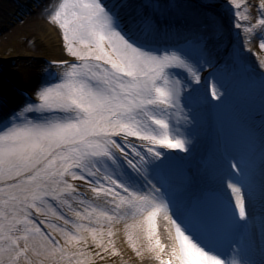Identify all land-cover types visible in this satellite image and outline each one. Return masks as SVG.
Wrapping results in <instances>:
<instances>
[{"label":"snow or ice","instance_id":"6c2138e0","mask_svg":"<svg viewBox=\"0 0 264 264\" xmlns=\"http://www.w3.org/2000/svg\"><path fill=\"white\" fill-rule=\"evenodd\" d=\"M235 16L247 19L242 12ZM52 20L62 30L67 53L79 63L59 64L62 80L38 92L39 104L29 103L0 127V264L21 259L31 264L30 252L52 264H84L81 258L92 254L82 232L91 236L99 249L95 255L103 259L109 252L103 238L107 235L111 244L112 227L121 221L126 230L146 231L147 250L158 264H243L240 248L253 243L245 199L251 202L255 192L245 161L231 155L221 161V183L231 189L233 204L226 191L197 193L191 181L174 183L176 157L159 150L188 154L194 143L190 129L173 120L177 111L181 117L191 115L182 101L194 90L192 79L200 83L204 65L193 60V41L155 52L145 42H134L128 33L135 24H125L103 0H63ZM258 22L264 25V18ZM234 27L252 32L254 26ZM141 31L147 36L156 29ZM258 39L264 49V35ZM180 71L192 79L181 80ZM211 95L221 99L215 90ZM83 185L94 199L103 198L100 205L89 208ZM162 210L175 229L167 246L159 239L153 244V221ZM240 221L245 228L234 240ZM260 233L264 238V219ZM195 236L237 247L225 259L193 243ZM133 251L141 255L135 246Z\"/></svg>","mask_w":264,"mask_h":264},{"label":"bare ground","instance_id":"6f19581e","mask_svg":"<svg viewBox=\"0 0 264 264\" xmlns=\"http://www.w3.org/2000/svg\"><path fill=\"white\" fill-rule=\"evenodd\" d=\"M119 1V0H118ZM121 1V0H120ZM136 0H125L124 5L122 6L121 12L124 13H131V11L133 10V16L134 19H132V22H134V20L137 22L139 19L143 18V9H141L140 4L135 2ZM222 1V0H218ZM133 3H135V7H133ZM167 2V0H165V3ZM129 6V7H128ZM133 7V9H132ZM140 7V8H139ZM250 7H252V5H250ZM6 8V5H4V2L0 3V17H2V13L5 11L2 9ZM178 9H180V5L177 6ZM139 9V10H138ZM190 10V8H187ZM35 11V10H33ZM257 12V11H256ZM132 16V17H133ZM248 17H250V19L248 22L249 23H253L254 21H256L257 16L255 15V12L252 14H249ZM137 19V20H136ZM144 19V18H143ZM38 20H30V22H26L24 24H19L17 25L16 29L13 31H11V33L9 34H5V39L2 40V43L0 42V53H2L0 55V64L5 63V61H7L8 58H10V55H6L4 56L3 54H6V51H8V48L10 47V44L13 45V42L15 40H20L21 36H25V38H33L36 39V44L35 46H33V50L35 51V49H39V48H43L44 52L41 53H37L36 55L32 52L33 50H30L29 44L27 42H24V44H21L19 46V49L17 52V55H26V57H31V59H34L35 63L38 64L40 63V59L37 58V56H41V57H47L50 59V56L52 55H56L60 49H59V39L57 37V31L54 30L53 27L50 26V24H48L46 21H41V22H37ZM215 21V20H214ZM233 24L234 21H232ZM210 25V24H209ZM182 30L183 26H179ZM210 28H215L214 34L215 35H211V39L212 41L208 42L209 48H211V50L206 51V55L211 58L210 55H218V46L223 45V59L226 57L227 53L229 54V49H232V47L236 46V45H241L242 43H240V41L234 39L232 36L229 37L226 36L224 40L221 41V43H218L216 45H214L215 40L221 37V32H219L218 29H216V26L214 24V22L211 23V25L209 26ZM53 28V29H52ZM154 28L156 29L157 34H163L162 31V27L159 25L154 26ZM218 28V27H217ZM45 30V31H44ZM222 31V30H221ZM180 32V29H179ZM182 32H186V30H182ZM27 34V35H26ZM158 34V35H159ZM177 35H180V33L175 34V37ZM205 35V34H204ZM20 37V38H19ZM158 37V36H157ZM164 37V36H162ZM23 40V39H22ZM164 41L166 39H163ZM162 41V40H161ZM167 42V40L165 41V43ZM159 43H163V42H159ZM164 44V43H163ZM16 46V45H15ZM238 47V46H237ZM238 48H235V51L237 52ZM242 50H248V48H242ZM4 51V52H3ZM241 51V50H240ZM211 52V53H210ZM238 53V52H237ZM33 57V58H32ZM239 58L242 59V57L238 56ZM248 58V55L245 57ZM55 61L59 60L61 61L62 59H53ZM24 65V64H23ZM20 66V68H18V71H9L8 69H1L0 71V95H6L5 93H9V91H12V88L16 85L19 84V82L24 80V84L26 85L25 87H23V89H29L32 90L34 88L35 83V79H36V70L32 69L30 66L24 65V66ZM210 65V64H209ZM9 71V72H7ZM27 75V76H26ZM206 75V71L203 72L200 76L201 81H203L204 83V77ZM253 74H246L245 77H249L252 76ZM245 77H235L232 78V82H236V83H240V81L242 82V80ZM9 79V81H12L11 84L9 85L8 83L4 82L1 83V80H7ZM9 85V86H8ZM259 88V87H258ZM257 87L254 88L250 95H256V93L254 91H257ZM229 94L233 97V92L230 91ZM261 95H262V102H260V108L259 110H262L264 107V89L261 90ZM226 96V95H225ZM225 96H220L221 99L217 100V103H213L215 105H219L223 108L224 103L228 100L227 97ZM225 97V98H224ZM14 99V98H13ZM260 101V100H259ZM11 103H13V100L11 101ZM223 103V104H222ZM211 110V107L209 108ZM243 111V110H242ZM234 112V111H229V107L225 110H223V119L226 120L227 123V129H226V134L228 135L227 139L229 141V146H231V150L232 152L236 153L237 151H245L248 150L249 148L251 149L252 147H258V152L260 153V159H262L261 161L264 164V144L260 145L262 142H264V117L260 116V115H255L252 116L253 114L251 113H244V112ZM208 127V131L205 135V137H202L201 140L198 142V149L195 150L194 154H181V153H175L174 157H176L175 161H174V165L173 168L171 170V172H173V175L175 177V181H184L185 182V178L182 177L183 173L182 170L185 168H188L190 165H193V160L197 159L198 157H204V156H208L207 154L211 153L212 147L214 146V140L216 137V133H215V122H213L212 119H210L208 121L207 124ZM256 140L260 141L259 144L256 143ZM185 157V163H183V158ZM213 170L211 171L213 174V177L215 178V180L217 178H219L223 173L220 172L221 168L219 165H215V163L212 165ZM184 171V170H183ZM258 182L255 186V188H257L261 193L262 189H264V175L260 174L256 176ZM198 183H208L210 182V180L208 178H206L205 176L203 177H198L197 178ZM263 183V185H262ZM212 184H206V186H211ZM193 185H191L192 187ZM224 191H226L230 196H232L233 194L231 193V189H227L226 186H222L221 187ZM194 190V189H193ZM228 195V196H229ZM254 206H252L253 208ZM263 211L264 209L262 207H260ZM168 215H171V213L169 212ZM127 223H132V221H127ZM153 225L155 228V235L153 237V244L155 243L156 239H165L167 240V243H169L170 245L174 242V237H175V229L172 227L170 221L168 219L165 218V212L162 210L160 212L157 213L156 217L154 218L153 221ZM147 228V225H145V229ZM130 230V234L132 239L131 242L129 241L128 237L129 235L126 234V229H125V223H121L119 226V232L122 234V236H124V240L127 241L125 244L122 245L123 247V252H125V256L122 259V264H151V260H155L154 259V255L153 253L149 252L147 250L148 244H147V239H146V231L143 230H137V231H133L131 229H127V231ZM264 240V238H263ZM193 243H195L193 241ZM166 245V243L164 244ZM133 246L136 247V249H138L141 253V255H137L136 251H133ZM246 249H249L245 254L246 255H250V249L252 251L251 246L249 245L246 246ZM253 255V253H252ZM119 263V262H118ZM251 264H254V262L252 261Z\"/></svg>","mask_w":264,"mask_h":264},{"label":"rangeland","instance_id":"374dc122","mask_svg":"<svg viewBox=\"0 0 264 264\" xmlns=\"http://www.w3.org/2000/svg\"><path fill=\"white\" fill-rule=\"evenodd\" d=\"M184 1V0H183ZM203 2L206 0H202ZM208 1V0H207ZM213 2H211V4H213L215 7H218L219 9H232V13L235 15L236 12H242L243 15H245L248 18V13L243 11V6L245 5V2L243 0H222L219 1L218 0H212ZM254 1V0H253ZM4 2V5H6V10L5 8L2 9L5 10L2 13V17H0V42L2 43V40L5 39V34H9L11 33V31H13V29L15 30L17 25L19 24H24L26 22H30V20H38L39 22L41 21H46L48 24H50L51 27L54 28L55 31H57V37L59 39V49L60 51L54 56H50L53 59H75L74 57H72L71 55H69L66 51V48L64 46V41H63V37H62V30L59 29V26L52 20V17L54 16L55 12L58 10L59 4L63 2V0H0V3ZM191 2V1H189ZM220 2H223L225 4L223 5H219ZM255 3L258 4V7L256 8L257 11H259L260 9L263 10L260 6L262 3V0H255ZM236 4H240V8L237 9L235 7ZM222 7V8H221ZM35 10V11H33ZM242 10V11H241ZM245 10V8H244ZM247 11V10H245ZM259 15V14H258ZM258 19H260V15L258 17ZM241 20V19H240ZM247 21V19H244ZM37 21V22H38ZM242 21V20H241ZM254 28L256 25H254ZM252 27V26H251ZM52 28V29H53ZM236 30V29H235ZM45 31V30H44ZM252 32H254L255 35V30L253 29ZM27 35V34H26ZM20 38V37H19ZM23 39V40H22ZM36 39H29V38H25V36H21L20 40H15L13 42V45L10 44V47L8 48V51H6V54H3L4 56L6 55H10V58L7 59V61H5V63L0 64V71L1 69H8L9 71H18L20 68V66L27 65L30 66L32 69L36 70V75H38L37 73L40 72L42 73L41 76L47 75L48 71L46 70H40L39 67V63L36 64L34 59H31V57H26V55H17L19 46L21 44H24V42H27L29 44L30 50L33 48V46H35L36 44ZM16 45V46H15ZM33 50V49H32ZM264 51V49L262 50ZM4 52V51H3ZM35 55L37 53H41L44 52L43 48H39V49H35V51H32ZM2 53H0L1 55ZM260 55V53H259ZM33 58V57H32ZM38 59L43 60L46 59V57H41V56H37ZM41 62V61H40ZM23 65V66H24ZM7 71V72H9ZM27 76V75H26ZM39 76V75H38ZM38 76H36L38 78ZM1 77V76H0ZM63 78V77H62ZM62 78L57 81L60 82L62 80ZM43 79V78H42ZM41 79V80H42ZM42 80L41 82V86L35 90L34 94H36V101L33 104H39L40 101L38 99V92L42 91L44 88L49 87V86H53L54 84H48L46 85L45 81ZM2 82V80H1ZM4 82L8 83L9 85L11 84L12 81H9V79L4 80ZM24 80L19 82L18 87L22 85V87L25 85ZM12 90L14 92H18V89H14L12 88ZM16 90V91H15ZM12 91V92H13ZM11 93V91H9ZM6 97V96H5ZM9 98V97H8ZM28 104L25 105V107ZM21 110L19 111V113L24 109L23 107L20 108ZM26 115H28L30 118H38V115L31 116V113H27ZM12 119V118H10ZM100 201L102 202V199L100 198ZM97 203H100L99 200H97ZM112 231H113V227H112ZM114 233V237L113 239H121V235H118L117 230L113 231ZM128 233V231L126 232V234ZM60 236V235H59ZM57 237V236H55ZM61 238V237H60ZM104 238L106 239L105 241V245L109 246V252L103 253V259H101L100 257H98V261L99 262H111L117 258H119L120 256H123L122 251L120 250V248L122 249V244L119 248V244H115V242L113 241V244H109V240L107 235L104 236ZM58 239V238H57ZM62 242L64 243V240L62 239ZM23 243V241H21V244ZM114 245V247L112 246ZM74 250H75V246H74ZM99 251V250H97ZM114 252L119 253V255H116ZM94 257V256H92ZM92 261V260H91ZM94 262V261H92ZM20 262H18L19 264Z\"/></svg>","mask_w":264,"mask_h":264}]
</instances>
